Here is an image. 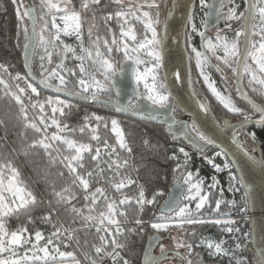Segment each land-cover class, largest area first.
<instances>
[{"label":"snow or ice","instance_id":"obj_1","mask_svg":"<svg viewBox=\"0 0 264 264\" xmlns=\"http://www.w3.org/2000/svg\"><path fill=\"white\" fill-rule=\"evenodd\" d=\"M12 3L17 5V41L19 46V37H23V67L27 71L13 74L10 65L0 62V98L13 101L18 106L17 121L23 124L25 130L31 129L37 135L28 142L25 133H21L19 142L13 141L9 145L7 125L0 120V128L4 130V134L0 135V149H9L8 154L0 150V264H81L75 252L61 250V247L67 249L74 239L79 247V240L76 239L78 232L93 228L100 243L93 245L95 258L82 252L89 264H105L106 260H110L111 264H132L121 253L131 249V235L142 231L145 223L142 213L146 206L154 205L157 196L163 195L157 192L151 199L146 196L144 184L140 182L139 167L135 166L133 148L117 119L109 121L102 115L91 114L86 115L79 126H70L67 118L72 106L68 100L61 99L59 95L43 97L38 87L30 82L33 78L37 85L64 97L83 96L101 102L105 107L114 106L122 111L149 115L153 119L163 114L169 134L173 138L179 136L186 140L192 150L213 167L215 173L226 172L228 191L241 193V198L239 202L236 199L225 200L217 177L214 175L211 182L206 183L198 172H193L189 167L192 156L181 146L171 155L165 152L166 161L176 162L173 173L178 175L175 176L174 188H179L180 195L169 193V199L160 206L158 214H153L154 219L149 221L150 227L159 233L171 227L187 230L185 226H216L222 233L228 234L234 243L202 238L197 246L205 247L210 258L219 260L226 257L228 264H249L245 241L251 232L242 229L240 220H245L254 206L255 193L244 175L238 174L243 171L238 161L242 156L251 166L264 172V153L255 155L256 131L244 133L253 142L251 149L239 139V134L249 124L258 126L264 132V103H257L244 87L246 79L247 88L264 98V0H243L242 11L236 0H227V3L226 0H213L211 4L207 0H199L201 8L208 9L201 25L203 30L197 27L191 15L186 18L183 40L187 59L195 60L199 77L227 113L242 117L236 124L228 119L220 123L213 115L208 99L197 98L194 91L191 94L196 105V119L191 123L177 120V109L183 111V108L173 99L167 74L163 77L160 75L165 67L166 40L170 39L167 20L172 9L165 14L163 22L160 19L161 6H167V0H135L127 5L124 0H80L78 7L73 0H39V4L33 6H24L22 0H12ZM175 6L174 2L172 8ZM111 8L115 10L106 11ZM209 19L213 21L211 25ZM98 20L103 21V35L98 34ZM113 20L118 26V34L110 26ZM241 20L243 23L240 28L232 30V22ZM134 21L143 26L139 34ZM221 21L225 29L232 30L234 35L229 36L224 29L218 28ZM162 23L163 34L159 30ZM210 27L217 29L214 38L207 35ZM194 35L200 37L199 47L193 44ZM63 37H74L75 46L65 43ZM38 49H43V54L39 56L38 75L34 77L32 64ZM114 53H122L124 61L133 66L131 72L136 89L126 104L121 103L119 92L115 93V97L112 95L111 85L107 83L117 74L118 67L122 70L121 64L114 65L112 61ZM53 56L57 58L56 61ZM213 59L216 63H212ZM67 60L77 63L69 67L65 62ZM53 64L54 67H49ZM211 71L220 74L223 91L217 87ZM229 71L232 73L235 92L246 102L249 111L234 102L227 76ZM97 74L102 79H98ZM173 76V83L182 82L179 71H174ZM141 85L143 91L140 90ZM30 110L33 113L31 117ZM257 114L259 118L254 119ZM205 118H211L218 130H231V144L239 156L233 152L229 159L228 152L217 151L215 157L225 158L220 165L214 162L215 157L206 155L207 148L216 145V140L204 130ZM101 128L110 130L115 137L114 143H110L107 137H101ZM77 133L87 135L88 142L75 139ZM143 144L157 153L161 147L159 144L150 145L146 134ZM38 149H42L47 157L43 181L45 191L51 188L50 210L40 217L53 229L48 235L41 230L29 231L24 223L14 230L8 224L10 218L19 220L20 210L34 205L38 195H42L29 188L9 155L28 157L33 150ZM57 164L67 170L70 179V183L60 190L47 180V169ZM132 172L137 173L135 178ZM64 174V171L58 172L60 177H64ZM133 185L138 192L135 197L123 192ZM108 188L114 189L119 198L109 195ZM216 189L218 192L213 191ZM81 198L83 206L78 207ZM101 200L103 208L97 211ZM213 200V212L219 213L222 204L230 205L238 210L240 220L227 213L204 216L202 210L206 206L211 208ZM193 202L194 208L190 207ZM131 203L136 205V214L130 219L123 206ZM60 209L71 217V223L67 226L60 219ZM33 219L30 214L27 216L29 223ZM77 221L80 228L73 227ZM133 224L136 227L129 226ZM190 235L194 236L195 232H190ZM121 236L126 237L125 242L118 239ZM158 240L159 237H149L150 247L144 251V264H165L175 258H179L182 264H204L202 257L194 255L193 243L186 240L176 242V251L171 256L162 245L160 255H152V242ZM181 248L186 250L184 254L179 252ZM253 256L251 264H264V245L260 247L259 254L253 253Z\"/></svg>","mask_w":264,"mask_h":264},{"label":"trees","instance_id":"obj_2","mask_svg":"<svg viewBox=\"0 0 264 264\" xmlns=\"http://www.w3.org/2000/svg\"><path fill=\"white\" fill-rule=\"evenodd\" d=\"M26 1L27 0H22L24 6H26L27 4ZM31 1H33L34 5H36L35 0ZM167 1L171 3L172 0ZM160 19L161 21H163L162 15L160 16ZM241 22L242 21H240V23ZM17 23L18 21L16 16V6L12 3V0H0V62H6L8 65H10V71L13 72V74H15V72L17 71L23 74L24 69L22 66V57L24 40L23 37L20 36L18 46ZM98 29V34L103 35L105 32L104 26L99 23ZM195 43L199 47L200 37L196 39ZM212 63H216V61H214L213 59ZM190 69L192 90L196 93L197 98L208 99L210 109L213 115L219 120L220 123H222L224 119H228L230 122H236L242 119V117L240 116L227 113V111L217 101L210 97L209 92L201 83L199 78L195 75L194 69L191 65ZM32 71L35 76L38 75V70L36 69L34 62L32 64ZM211 73L213 75L214 80L216 81V85H219V88L223 90L224 85L222 84V78L220 74L216 73L215 71H211ZM227 76L229 78V87L231 90L230 94L232 95L234 101L237 103V106L244 108L246 111H249L248 107L240 100V98L235 92L232 73L230 71L227 72ZM244 87L246 88V91H249V95L252 96L256 100V102L264 103V98L258 97L255 93H252L247 88L246 81H244ZM38 91L41 92L43 97L54 96L44 92L40 88H38ZM112 95L114 96L113 89ZM0 96H2V94H0ZM68 102L72 106L70 110V115L67 118V122L70 124V126H79L82 123L83 118L86 115L91 114L102 115L109 121L111 119H117L121 123V126L123 127L126 133V139L128 140L130 147L133 148L135 166L139 167L140 182L144 184L146 196L151 199L155 193H163L162 196H157V202L154 205L146 206V210L142 213V219L145 221L142 226V231L131 235L129 241L131 243V249L127 252H124L125 256L131 259L132 264H140V259L142 256L145 241L147 237L153 234L149 221L154 219V213L158 214L159 206L167 196L171 185L175 182V176L178 175V173H173V168L175 167L176 162L166 161L165 152H167L168 155H171L173 152L176 151V147L183 146L186 149L189 148L186 147L182 142L173 141L172 138L166 134L163 126L136 121L120 114H117L112 109L96 106L90 103H78L71 100H68ZM17 114L18 106L15 105L13 101L8 98H0V120H3L7 125L9 145H12L13 141L18 143L21 138V133H25L28 142H31L33 139H35L37 135L31 129H24L23 124L18 122L16 119ZM32 115L33 113L30 110L29 116L31 117ZM180 115V111L177 110L176 116L178 117ZM253 131H256L258 133L257 140L255 142V148L258 149L259 154L264 153V132H261L258 126H251L242 129L240 131L239 137L243 142L247 144V147L250 149L253 147V142L251 141L250 137H246L244 133H251ZM99 132L102 138L107 137L110 143L115 142V137L111 134L110 130H105L101 128L99 129ZM3 134V128H0V135ZM145 134L147 135V138L150 141V145L159 144L161 146L158 153L155 149L151 148L150 146H145L143 144ZM74 138L82 142H88L87 135H81L77 133ZM0 150H2L5 154H8L9 152V149L7 147ZM189 150L190 152H194V162L192 163V165H189L190 169L192 171L198 170L199 174L204 175L206 178H208L211 175L210 173L213 172L207 167V165L203 162L200 156L197 157L198 154L195 151L191 149ZM215 151L216 149L214 147L209 146L206 150V155H210ZM121 154L125 155L124 153ZM9 159H12L13 163L20 169L22 179L29 186V188H31L34 192L38 194H42L38 195L37 202L34 205H30L28 209L20 210L19 220H17L15 217L9 219L8 224L10 229L14 230L17 227L21 226V223H24L28 227L29 231L45 230L47 232H51L53 230L51 228V225L44 223L40 219L41 216L48 214L50 210L49 201L52 200V197L49 194L51 188H49L48 191H45L46 186L43 182L45 179L44 171L47 168V157L45 156L43 150H33V152L28 157H25L23 155L13 157L9 155ZM88 166L90 167V164ZM47 170L49 172L47 180L54 183L55 188L57 190H60L62 187L67 186L70 183L67 170L63 169L61 165L57 164L55 167H51ZM60 171H64V177H60L58 175V172ZM135 174L137 175V173ZM137 194L138 192L136 187L135 189L131 190L130 193H128V195L131 197H135ZM213 204L214 200L211 203V208L208 207L206 208V210H202V212L211 211V209L213 208ZM77 206H83L82 198L80 199V202ZM52 207H55L54 202L52 204ZM123 207L127 211V214L130 219L135 217V203H131ZM102 208L103 201L101 200V202L97 205V211L102 210ZM225 210L226 207L224 204H222L220 212H224ZM29 214L34 218L33 222L31 223L27 221V216ZM58 214L60 216L61 221L64 222L66 226L71 223V217L67 213H65L63 209H60ZM53 219H55V217H53ZM129 226L136 227L134 224ZM73 227L80 228L79 221H77L73 225ZM186 229L187 230L183 232V237L186 241L193 243V246L196 239L204 234L211 233L216 236V239L220 238V236L222 235L220 228L213 225L188 226ZM190 232H195V235H190ZM76 239L79 240V247H77L76 240L74 239L70 243V246L68 248L72 251L77 250L76 253H80L79 256H83L82 252H87L90 256L94 258L93 254L91 253V248L93 245H99L100 243L98 235L95 233V229L93 228L88 231L81 229V231L78 232ZM118 239L121 242H125L126 237L121 236L118 237ZM193 251H196L194 247ZM249 258L250 262H252V260L254 259L253 251H250ZM81 261L82 263H85L84 260ZM86 262L89 261L86 260ZM219 264H228V261L227 259H222L219 261Z\"/></svg>","mask_w":264,"mask_h":264},{"label":"water","instance_id":"obj_3","mask_svg":"<svg viewBox=\"0 0 264 264\" xmlns=\"http://www.w3.org/2000/svg\"><path fill=\"white\" fill-rule=\"evenodd\" d=\"M174 2L176 6L175 8H172ZM212 2L213 0H211L209 4H211ZM195 3L196 0H172L171 3L168 5L165 14L168 13L169 9H172V13L171 15L168 16V20H167V23L169 25L168 36L170 37V39L166 40L167 46L164 49L165 67L161 70L162 77L165 74H167L168 77L167 83L169 84L170 90L173 92L174 101L177 102L183 108V111H181L179 108L177 109L182 114L181 117L176 116L177 120H184L188 123H191L192 120L196 119L197 110L193 100V96L191 94L193 90L192 87L189 85V81L191 80V69H190V62L187 59L188 54L185 51L183 32L185 29L186 18L189 15H191ZM33 5H34L33 1L31 0L27 1V6H33ZM207 11L208 9H206V12ZM208 23L211 25L213 21L209 19ZM214 29L215 28L210 27L208 32ZM162 34H163V30H162ZM121 65H122V70L120 68L119 73H117L114 77H112L111 85L114 94L116 92L120 93L119 99L121 103L126 104L129 99H132L133 92L136 89V84L132 77L131 69L133 66L131 65V63L124 61ZM22 66H24V55L22 57ZM25 71L27 70L24 69V72ZM174 71H179L181 73L183 77L182 82L173 83ZM30 82H32L35 86H37L38 88H40L41 90H43L48 94L54 96L59 95L61 98L75 101L78 103H85V104L90 103L96 106L105 107L101 102H94L89 99H85L83 96L64 97L61 94L54 93L53 90L51 89H45L42 86L37 85L35 78L31 79ZM142 102L147 103V101H142ZM105 108L112 109L117 114H120L122 116H125L127 118L136 121L147 122V123L163 126L165 127L166 134L170 136L173 141H181L186 147L192 150L191 146L188 144L186 140H183V138L179 136L173 138V136L169 134L167 125L165 124V116L163 114L160 115L158 119H153L149 115H142L131 111H122L120 109L115 108L114 106L105 107ZM238 122L239 121L231 122V123L236 124ZM250 126H254V125L249 124L248 127ZM204 130L207 131L208 134L210 136H213V139L216 140V145L211 146L214 147L216 151L228 152L229 159L232 158L233 152H237L238 156L240 155L237 149L235 148V146L231 144V130L221 131L216 129L211 118L204 119ZM213 133L215 134L213 135ZM239 139L241 140L240 137ZM255 153H256L255 155L257 156L260 155L257 148ZM238 163L240 167L243 169V171L238 174L244 175L246 182L252 187L255 193V197H254L255 203L254 206L249 211V216H250L249 227L251 232L250 244H251V251H253V253L255 254H259L260 247L264 245V172H261L258 168L251 166L247 161L244 160L242 156H240ZM174 183L171 185L169 192L165 197V199L163 200V202L161 203V205L164 204L165 200L169 199L170 192L174 196L180 195V190L179 188H174ZM160 206L158 208V213L160 210ZM150 236L159 237L158 242L162 239L161 236L157 233H154ZM149 237H147L145 241L142 256L140 259V264H144L143 262L144 251L145 249H149L150 247ZM158 242L157 241L152 242L150 249L151 254ZM204 264H218V263H208L204 261Z\"/></svg>","mask_w":264,"mask_h":264},{"label":"rangeland","instance_id":"obj_4","mask_svg":"<svg viewBox=\"0 0 264 264\" xmlns=\"http://www.w3.org/2000/svg\"><path fill=\"white\" fill-rule=\"evenodd\" d=\"M74 1H75V6L76 7H78L79 6V2H80V0H73V3H74ZM129 1V0H128ZM35 2H36V5H38L39 4V0H35ZM129 3V2H128ZM226 3H227V0H226ZM236 3L237 4H239L240 5V9L239 10H243V7H242V4H243V0H236ZM170 4V2H168L167 1V6H164V5H162L161 6V15L164 17V14H165V11H166V9H167V7H168V5ZM244 5V4H243ZM16 6V8H17V5H15ZM21 10H23V9H21ZM225 10H227V9H225ZM37 12H39V9L37 8ZM194 14H196V12H194ZM192 16V15H191ZM193 17V21H194V23L197 25V27L198 28H201V30H203L202 29V27H201V25H202V21L204 20V18L201 16V15H195V16H192ZM100 20H98V22H99ZM163 22V21H162ZM25 23H27V20H26V18H25ZM112 23H114L113 21H112ZM97 24H99V23H97ZM103 26H104V24H103V21H102V23H101ZM111 24V23H110ZM133 24H134V27L137 29V31H138V34H139V31L140 30H142V28H143V26L141 25V24H139V23H137V22H133ZM115 25H116V22H115ZM112 28L114 27L113 25H110ZM240 21L239 22H236V21H233L232 22V30H235V29H239L240 28ZM115 28V27H114ZM114 28H113V30H114ZM222 29H224L226 32H227V34L229 35V36H232V35H234V32L232 31V30H227V29H225V24H224V22H222ZM38 30H39V28H38ZM115 30H116V33L118 34V32H119V29H118V26L116 25V28H115ZM114 30V31H115ZM159 30H160V32H161V34H162V30H163V23L160 25V28H159ZM94 32H95V30H94ZM215 34H216V31H213V33L209 36V37H215ZM199 38V36L198 35H194V38H193V44L195 45V46H197L198 47V45L195 43V41H196V39H198ZM63 39H64V41H65V43H68V44H72L73 46H75V39H74V37H63ZM85 40L87 41V35H86V32H85ZM79 49H77V51H78ZM43 54V49H38V54L36 55V57H35V61H34V65H35V67H36V69L37 70H39V68H38V66H39V56L40 55H42ZM188 54V53H187ZM70 55V54H69ZM114 55V54H113ZM121 55H122V53H121ZM56 57L55 56H53V60L54 61H56ZM112 61H113V59H112ZM215 61V60H214ZM66 62V64L69 66V67H74L75 66V64L77 63V62H75V61H72V60H67V61H65ZM124 62V59H123V55H122V58H121V60L119 61V64H122ZM190 62V65L193 67V69H194V73H195V75L199 78V80L201 81V83L204 85V87L207 89V91L209 92V90H208V88H207V86L204 84V82H203V80H202V78H200L199 77V73H198V70L196 69V66H195V60L194 59H192L191 61H189ZM113 63H114V65H116V62L115 61H113ZM49 67H54V64L53 65H51V66H49ZM119 68V67H118ZM118 68H117V70H118ZM143 69V66H141V70ZM77 73H78V69H77ZM160 75H161V72H160ZM211 75H212V73H211ZM162 76V75H161ZM97 78L98 79H102V77L101 76H99V74H97ZM212 78H213V75H212ZM214 79V78H213ZM73 80H74V78H73ZM245 81H246V83H247V80L245 79ZM75 82V80L73 81V83ZM107 83H109L110 85H111V83H112V79H111V81H109V82H107ZM217 87L219 88V85H217ZM140 90L141 91H143V87H142V85L140 86ZM221 91H223V90H221ZM209 95H210V97H212L214 100H215V98L211 95V93L209 92ZM234 100V99H233ZM216 101V100H215ZM235 102V101H234ZM222 106V105H221ZM223 107V106H222ZM226 110V109H225ZM227 111V110H226ZM49 131H54V129H50ZM177 150H178V148H177ZM186 151H188V150H186ZM188 152H190V151H188ZM217 151H215V152H213V153H211L210 155H208L209 157H215V153H216ZM193 153L194 152H190V154H191V156H192V160H191V165H192V163L194 162V159H193ZM197 157H199V155L197 156ZM201 158V157H200ZM218 157H215V159H214V161L217 159ZM202 159V158H201ZM203 160V162L207 165V167L209 168V169H212L211 167H210V164L206 161V160H204V159H202ZM90 167H91V164H90ZM190 167V166H189ZM214 171V170H213ZM193 172H198L199 173V171L198 170H195V171H193ZM202 178H205V180H206V183H210L211 182V177H213V176H209L208 178H206L204 175H201V174H199ZM136 177V174L134 173V178ZM219 185H220V188H222L223 189V193H224V199L225 200H230V199H236L237 200V195H236V193H233V192H230V191H228V183H226V185L224 186V185H221V183L219 182ZM105 187H108L107 185H104ZM135 185H133V186H131L130 188H126V190H125V194H127L128 195V193H130V191L131 190H133V189H135ZM214 192H218V189H216V190H213ZM108 192H109V194L111 195V196H114V197H116V198H119V194H117V193H115V191H114V189H111V188H108ZM238 201V200H237ZM225 205V204H224ZM190 207H192V208H194L195 207V203L193 202L191 205H190ZM212 209H214V207H215V204H213L212 205ZM225 207H226V210L224 211V212H219V213H216V212H213L212 211V209H211V211H205V212H202L203 213V215L204 216H218V215H223L224 213H227L229 216H231L232 218L238 213V210L236 209V208H232L230 205H228V206H226L225 205ZM206 208H208V206H206L205 207V210H206ZM204 210V209H203ZM210 225V224H209ZM188 226H185V228H187ZM152 229V228H151ZM42 232H44L45 233V235H48V234H50V232L48 231H45V230H41ZM152 231H153V234L154 233H157V234H162V235H167V234H169L173 239H174V241L175 242H177L178 240H185V238L183 237V232H185V230L184 229H177V228H175V227H171L168 231H163V232H156L155 230H153L152 229ZM211 233H208V234H204V235H202V236H206L205 238H207V239H211V240H214V241H216V240H218V239H216V236H214L213 234H211V236H207V235H210ZM222 235H226V233H222ZM221 235V236H222ZM202 236H200V237H198L197 239H196V241L194 242V249L196 250L195 252L199 255V257H202V258H204V256H206L207 255V250H206V248L205 247H201V248H196L195 247V244H199V241H200V239H202L203 237ZM220 236V237H221ZM217 242V241H216ZM219 242V241H218ZM173 246V243H169L168 245H167V248H171ZM181 249H183V248H181ZM61 250H67V251H72V250H70L69 248H67V249H64L63 247H61ZM76 251L77 250H75V251H73V252H75V254H76V256H77V258L78 259H81V260H84L85 261V263H82V261H81V264H89V262H86V259L83 257V256H79L80 255V253H76ZM199 251V252H198ZM91 253L93 254V256H94V248H93V246H92V248H91ZM124 253V252H123ZM94 258H95V256H94ZM227 259V258H226Z\"/></svg>","mask_w":264,"mask_h":264},{"label":"built area","instance_id":"obj_5","mask_svg":"<svg viewBox=\"0 0 264 264\" xmlns=\"http://www.w3.org/2000/svg\"><path fill=\"white\" fill-rule=\"evenodd\" d=\"M194 12H196V14H194ZM205 13H206V8L205 9H202L201 8V6H200V3H199V0H196V3H195V5L193 6V9H192V12H191V15L192 16H195V15H201L203 18L205 17ZM90 100V99H89ZM179 147H181V146H179ZM179 147H176V150H177V148H179ZM185 150H188V151H190L189 149H186L185 148ZM224 157L223 156H219L214 162L215 163H217V164H220V165H222L223 164V162H224ZM210 167L212 168V169H210L213 173H210L211 175L210 176H216L217 177V179H218V181L221 183V185H226V183H228V178H227V173L226 172H221V173H215V171H213L214 169H213V167L210 165ZM132 176L134 177V172H132ZM125 190L126 189H124L123 190V192H125ZM236 195H237V200H238V202H239V200H240V198H241V193H236ZM234 219H237V220H240V215L237 213L234 217H233ZM249 220H250V216H249V213H248V216L245 218V220H240V226L242 227V229L245 231V232H248V231H250V227H249ZM207 236H211V234L210 235H207ZM203 238H205L206 236H202ZM250 237L251 236H249L248 237V239L245 241V244H246V246H247V251H246V258H247V260L249 261V264H251V262H250V258H249V253H250V251H251V244H250ZM215 240V239H214ZM220 240H225V241H227L228 242V244H233L234 242L231 240V238H230V236L228 235V234H226L225 236L224 235H222L220 238H218V240H216L217 242L218 241H220ZM198 244H195V247L196 248H201V247H203V246H197ZM124 257H125V259H130V258H128L127 256H125V254L122 252L121 253ZM96 254H95V252H94V256H95ZM222 259H226V257L225 258H220L219 260L217 259V258H215V257H212V258H210L209 256H208V254L206 255V256H204V258H203V261H206V262H208V263H219V261L220 260H222ZM131 260V259H130ZM105 264H111V261L110 260H106L105 261Z\"/></svg>","mask_w":264,"mask_h":264},{"label":"flooded vegetation","instance_id":"obj_6","mask_svg":"<svg viewBox=\"0 0 264 264\" xmlns=\"http://www.w3.org/2000/svg\"><path fill=\"white\" fill-rule=\"evenodd\" d=\"M28 1V0H27ZM26 1V2H27ZM131 2V3H134L135 2V0H124V3H125V5H127V4H129V3ZM207 2L209 3L210 2V0H207ZM76 4V3H75ZM243 5V4H242ZM26 6H27V4H26ZM243 7H244V5H243ZM207 9V8H206ZM113 10H115V8H111V9H107L106 11H113ZM98 16L100 15V13H98L97 14ZM242 21V20H241ZM113 22L114 23H112V21L110 22L111 24L110 25H113L115 28H116V25H115V20H113ZM223 21H221L220 22V24L222 23ZM97 23H102V20H100L99 22L97 21ZM243 23V21L240 23V25ZM220 24L218 25V28L219 29H222V24H221V26H220ZM220 26V27H219ZM113 27V28H114ZM115 28H114V30H115ZM213 31H217V29L215 28L214 30H212V31H210V32H207V35L208 36H210L212 33H213ZM115 32H116V30H115ZM121 58H122V55H121V53H114V55H113V57H112V59H113V61H115L116 62V64H119V61L121 60ZM119 71H120V67L118 68V70H117V73H119ZM233 83H234V81H233ZM234 87H235V84H234ZM113 89V88H112ZM245 90H246V88H245ZM115 95V94H114ZM238 96V95H237ZM239 97V96H238ZM240 98V97H239ZM241 100V99H240ZM242 101V100H241ZM243 102V101H242ZM245 105H246V103L245 102H243ZM257 103H261V102H257ZM247 106V105H246ZM182 116V114L180 115V116H178V117H181ZM259 117H258V114H257V116L254 118V119H258ZM251 127V126H250ZM255 127V126H254ZM164 128V130H165V127H163ZM178 142H181V141H178ZM251 149V148H250ZM256 154V153H255ZM160 236H161V240L156 244V246H155V248L153 249V252H152V255H154V256H159L160 255V248H161V245L165 248V250L167 251V253L171 256L172 255V253L174 252V251H176V247H175V245H176V242L174 241V239L169 235V234H167V235H162V234H159ZM178 241H180V240H178ZM169 243H173V246L171 247V248H167V245L169 244ZM185 249H179V252L181 253V254H184L185 253ZM193 253H194V255H196L197 253L195 252V251H193ZM165 264H182V262L179 260V258H175V259H170V260H168V261H166L165 262ZM219 264V263H218Z\"/></svg>","mask_w":264,"mask_h":264},{"label":"bare ground","instance_id":"obj_7","mask_svg":"<svg viewBox=\"0 0 264 264\" xmlns=\"http://www.w3.org/2000/svg\"><path fill=\"white\" fill-rule=\"evenodd\" d=\"M135 82V81H134Z\"/></svg>","mask_w":264,"mask_h":264}]
</instances>
